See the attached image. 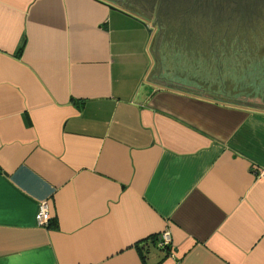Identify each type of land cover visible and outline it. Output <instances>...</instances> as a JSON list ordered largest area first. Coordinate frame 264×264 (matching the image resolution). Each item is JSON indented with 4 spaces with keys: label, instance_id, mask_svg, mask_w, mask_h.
Wrapping results in <instances>:
<instances>
[{
    "label": "crops",
    "instance_id": "1",
    "mask_svg": "<svg viewBox=\"0 0 264 264\" xmlns=\"http://www.w3.org/2000/svg\"><path fill=\"white\" fill-rule=\"evenodd\" d=\"M154 9L0 0V264H264V106Z\"/></svg>",
    "mask_w": 264,
    "mask_h": 264
},
{
    "label": "rangeland",
    "instance_id": "2",
    "mask_svg": "<svg viewBox=\"0 0 264 264\" xmlns=\"http://www.w3.org/2000/svg\"><path fill=\"white\" fill-rule=\"evenodd\" d=\"M144 1L145 0L141 2H139V0H132L133 3L138 4L143 3ZM148 1L151 9H156L158 7L159 10H162L163 13H165L164 22L170 19L175 20L171 21L174 23L180 22L185 17L186 20L191 19L190 22H194L192 27L196 28H191V30H194L195 34H199L201 31L202 35L205 32L208 34L207 30L209 29L221 31V29L215 28L218 27L216 22H224L229 17L230 12L231 16L238 15L239 13V15L243 14L244 17L248 16L249 18H252L253 21L259 19L264 20V0H217L221 4L219 9L220 15L218 16H214L217 11L213 6L214 0ZM172 10L176 12L173 13ZM170 12L173 15L169 14ZM200 13L204 18L206 17V20L210 19L212 22L214 19L212 22L214 25L208 23V27L204 29L205 31L200 28ZM171 22H168V24ZM166 23L167 22H165V24ZM256 25L258 28L259 24L256 23ZM173 26L174 27L172 28L174 29H180L177 25ZM167 29H169L168 25ZM219 34L220 33L218 32H213L212 36H210L212 39H209V36H196L191 38L193 40H191V43L194 45L206 44L212 48L211 53L213 57L208 60L211 62L212 68L209 65H207L206 68L199 66L200 71H198V73L200 74L201 80L207 81L212 86L213 93L218 94L219 98L229 99L240 103L242 101L244 104L248 105L264 106V101H262L261 104V102L246 99L244 97L245 95H248L249 97H257L260 95V98L264 96V30L260 29L258 31L256 29H250L246 34L249 38L245 37V39L228 38L226 35L224 36V33H222L223 35ZM253 37L255 38L253 39ZM197 55L198 57L202 56L200 53H197ZM170 61H173V57ZM259 88L262 90L259 91ZM238 92L240 93L239 96L237 94Z\"/></svg>",
    "mask_w": 264,
    "mask_h": 264
},
{
    "label": "trees",
    "instance_id": "3",
    "mask_svg": "<svg viewBox=\"0 0 264 264\" xmlns=\"http://www.w3.org/2000/svg\"><path fill=\"white\" fill-rule=\"evenodd\" d=\"M198 1V0H197ZM233 2V1H232ZM213 6H214V9L217 10L214 14V16H218L220 15L219 14V9L221 7V4L219 1L217 0H214L213 1ZM169 5V4H168ZM173 11V10H172ZM176 11H173V13H175ZM178 12V11H177ZM165 14V13H164ZM168 14V13H167ZM171 14V12L169 13ZM231 14V12H230ZM229 14V17L224 21V22H216L217 23V26L218 27H215L217 29H221V30H227L229 33L226 35V37L228 38H243L245 39V37L249 38V36H246V34L250 31V29H256V30H264V20H255L253 21L252 18H249L248 16L247 17H244L243 14L239 15H235V16H231ZM173 15V14H171ZM200 28H202V30L206 29L208 27V23L211 24V25H214L210 19H207L206 20V17L204 18L201 13H200ZM220 17V16H219ZM186 17L181 20L180 22H175L174 25H177L178 27L182 28V29H196V28H193L192 25L194 24V22H190L191 19L189 20H186ZM175 21V20H174ZM214 21V19H213ZM171 22V21H170ZM168 23V21H167ZM172 23V22H171ZM257 24H259V27L257 28ZM171 28V26H168ZM213 27V26H212ZM242 34V35H241ZM245 35V36H244ZM255 37H253L254 39ZM49 228H57V222L55 219H53L51 217L50 219V223L48 225ZM159 239V238H158ZM165 250L169 251L170 249L169 248H165Z\"/></svg>",
    "mask_w": 264,
    "mask_h": 264
},
{
    "label": "built area",
    "instance_id": "4",
    "mask_svg": "<svg viewBox=\"0 0 264 264\" xmlns=\"http://www.w3.org/2000/svg\"><path fill=\"white\" fill-rule=\"evenodd\" d=\"M51 215L48 211V207L46 204H42L40 206L39 212L37 214V221L42 226H47L50 223ZM159 246L162 249L169 248L172 250V240L171 235L168 231L162 233L159 237Z\"/></svg>",
    "mask_w": 264,
    "mask_h": 264
},
{
    "label": "flooded vegetation",
    "instance_id": "5",
    "mask_svg": "<svg viewBox=\"0 0 264 264\" xmlns=\"http://www.w3.org/2000/svg\"><path fill=\"white\" fill-rule=\"evenodd\" d=\"M204 32V31H203ZM213 32H218V33H220L219 35H221L222 33H224V36L225 35H227L229 32L227 31V30H218V31H214V30H212V29H209V30H207V36H209V39H212V37H210V36H212V34H213ZM223 35V34H222ZM227 46V45H226ZM228 47V46H227Z\"/></svg>",
    "mask_w": 264,
    "mask_h": 264
},
{
    "label": "water",
    "instance_id": "6",
    "mask_svg": "<svg viewBox=\"0 0 264 264\" xmlns=\"http://www.w3.org/2000/svg\"><path fill=\"white\" fill-rule=\"evenodd\" d=\"M128 3V2H127ZM126 4V3H125ZM211 5V4H210ZM160 6V5H159ZM159 10V9H158ZM212 10V9H211ZM189 12V11H188ZM184 17V16H183ZM211 18H212V16H211ZM156 21H158V12H157V19H156ZM155 21V22H156ZM213 22V21H212ZM159 24V23H158ZM154 25H155V23L153 24V27H154ZM149 33L151 34V31H149ZM211 43H212V40H211Z\"/></svg>",
    "mask_w": 264,
    "mask_h": 264
}]
</instances>
